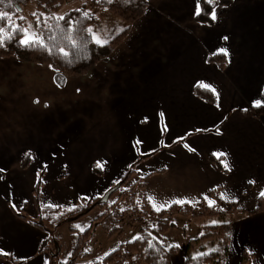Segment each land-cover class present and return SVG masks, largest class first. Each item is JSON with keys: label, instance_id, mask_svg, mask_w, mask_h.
Returning <instances> with one entry per match:
<instances>
[{"label": "crops", "instance_id": "crops-1", "mask_svg": "<svg viewBox=\"0 0 264 264\" xmlns=\"http://www.w3.org/2000/svg\"><path fill=\"white\" fill-rule=\"evenodd\" d=\"M188 1L148 0L146 15L110 58L86 76L68 78L64 87L57 86V72L50 67L41 75L27 70L47 66L0 58L12 59L20 71L19 77H7L6 89L0 80V168L11 154L7 145L26 143L37 131L42 134L38 143L51 134L47 142L63 144L52 149L62 156L64 149L76 146L64 157L72 161L71 168L52 177L42 167L33 172V156L28 169L20 163L18 175L0 172V254L7 256L0 257V264H49V254L40 252L46 234L12 210L14 203L29 219L36 217L33 190L40 173L46 181L45 205L100 197L135 164L134 180L147 177L146 192L154 197L155 210L201 200L215 205L214 190L245 211L258 207L264 191V115L255 117L249 109L256 101L264 106V8H250L238 19L228 17L230 21L209 27L193 21L200 0ZM151 15L171 19L143 21ZM247 16L252 19L243 18ZM221 49L227 51L225 70L208 61ZM198 83L216 93V105L195 96ZM35 152L41 160L49 158L42 147ZM214 153L224 154L219 158L230 170L218 168L211 160L218 158ZM98 162L103 164L100 174L94 169ZM231 216L226 264H240L245 250L253 254V264H264V211ZM205 220L174 215V227L162 238L167 249L181 246L170 264L184 263Z\"/></svg>", "mask_w": 264, "mask_h": 264}, {"label": "trees", "instance_id": "trees-1", "mask_svg": "<svg viewBox=\"0 0 264 264\" xmlns=\"http://www.w3.org/2000/svg\"><path fill=\"white\" fill-rule=\"evenodd\" d=\"M73 1L84 0H0V12L11 17L10 23L18 24L21 30L16 32L15 37L9 41L8 36L12 34V29L7 27L9 21H0V27L5 28V35L0 37L4 40V45L0 46V58H15L30 64L51 65L57 72L56 83L64 87L68 77L85 76L99 63L107 61L129 35L133 25L141 20L149 9L148 0H113L112 4H108L107 0H101L99 4L96 0H88L83 3L79 12L72 10L64 15V21L58 20L57 13ZM232 3L233 0H215V3L209 6L200 0L202 12L201 15H196L195 20L213 26L215 21L208 16L212 8L228 7ZM32 5L36 7L37 16L44 14L40 16L41 23L38 27L36 18L33 24L39 36L44 39L45 46L33 45L31 48H24L18 43L22 38V30L27 29L26 20L21 17ZM85 12H89L90 15L85 17ZM110 13L126 21L127 26L111 40L105 42V47H98L91 40L88 29L92 28L100 16ZM69 18L75 21L71 26L67 23ZM70 28L72 30H69ZM69 37L74 39L75 44ZM60 48H64L68 55H62ZM208 61L216 63L222 70L228 66V58L223 53L210 56ZM193 91L197 98L207 103L216 105L218 102L216 93L203 83H198ZM249 111L259 118L264 115V106H254ZM149 156L151 155L142 158ZM211 160L220 170L227 172L221 158L212 156ZM30 164V156L26 155L22 161V168L28 169ZM94 169L97 174H100L98 166L94 165ZM135 173L134 164L119 180V183H114L103 197L80 199L72 205L65 206L42 203L43 174L40 173L33 190L36 217L29 219L24 212H19L13 207L12 210L19 218L28 221L46 234V238L41 243L40 252L49 254V264H80L81 259L89 258L90 253L87 247L90 240L95 238L98 228H102L105 234L112 238L116 235H125L124 228L135 227L136 224L139 225L135 229V235L137 234L136 237L133 236L135 238L120 244L117 249L92 264H170L171 254L177 249L174 247L167 249L162 244V238L168 230L174 227L173 217L177 213L191 215L193 218H206L202 225L201 237L189 243L183 264H226L232 233L231 214L238 211L247 214L264 211V198L261 196L255 210L245 211L236 203L221 198L218 190L211 192L216 200L212 207L201 200L196 204H173L166 209L155 210L146 192L147 177L134 180ZM97 208L101 212L89 228L82 232H71V257L66 262H59L54 231L69 222L81 219ZM191 247H196L197 250L191 252ZM199 253L204 254L200 259L192 258ZM209 253L211 255H208ZM0 257L7 256L0 254ZM15 263L22 264L20 261H15ZM240 264H253V254L245 250L242 253Z\"/></svg>", "mask_w": 264, "mask_h": 264}, {"label": "rangeland", "instance_id": "rangeland-1", "mask_svg": "<svg viewBox=\"0 0 264 264\" xmlns=\"http://www.w3.org/2000/svg\"><path fill=\"white\" fill-rule=\"evenodd\" d=\"M87 1L88 0L73 1V2L69 3V4L65 5L57 13V16H64L66 13H68L74 9H80V8H82L83 3L87 2ZM189 2H197V0H190L187 3H189ZM190 4H192V3H190ZM199 6H200V4H199ZM89 8H90V6H89ZM250 8L251 9L257 8V10L259 8L263 9L264 8V0H233V3L231 6H228V7L218 6V7H216L215 9H216L217 20L215 21L213 26H209V25L197 22L195 20L196 15L194 16L193 21L196 22L197 24L199 23V24L206 25L209 27H215L217 25V23L218 24H224L225 20H228L230 17H233V19L234 18L238 19L239 16H244L246 14L245 11L250 10ZM199 10H200V8H199ZM35 11H36V7L34 5H32L29 7L28 10L25 11V13L22 17L26 20V23H27L26 25H27L28 31L30 33H33V34H38V32H37V30L33 24V20L36 18L35 16H33V13H35ZM243 18L250 20V19H252V16H247V17H243ZM148 19H150V22L151 21L156 22L155 20H157V22L165 21L166 23H169L171 17L169 15H161V16L151 15V16H148L147 18H145V20H143V21H146ZM228 21H230V20H228ZM126 26H127L126 21H124L119 16L110 13V14L100 16L99 19L92 25L91 29L103 41L107 42V41L111 40L116 34H118ZM135 26H136V24L133 25L129 35L132 33L133 30H135L134 29ZM128 36L126 37V39L128 38ZM142 40L150 41V40H152V37L142 36ZM150 42H152V41H150ZM151 44L153 46L157 45V44H154L153 42ZM219 53H222V52H219ZM215 54H217V53H215ZM19 61H21V60H19ZM21 62L26 63L23 61H21ZM13 63L14 62H12V59L0 60V80H1L2 89H6L7 87H9L7 85V82H8L7 77L8 76L19 77L20 71L16 70V68H14L12 66ZM36 65H38V64H36ZM42 66H46V65H42ZM48 67L49 66L42 67L38 70H34L33 68H31L29 71L27 70V72H33V73L35 72V73H39L41 75H44L46 73V71H49L50 68H52V67H50V68H48ZM25 72L26 71H23V74H25ZM80 77H82V76H80ZM68 78H70V77H68ZM68 78L66 79V83H67ZM66 83H65V85H66ZM17 86L20 87V85H17ZM35 91H40V90L38 88H35ZM55 128H57V127H55ZM55 128H53V129H55ZM49 135H51V134H49ZM49 135H46L47 139H48ZM40 136H42V134L39 131H37V132L33 133L30 138L27 139L26 143L19 142L18 144H15V145H7V146H10L12 148L11 150H9V153H11L10 156H7L4 160H2V163L5 164L3 169L5 170L7 175H18L19 173H21L19 171L20 163H22L23 158L26 155L30 156L31 162H32V156L34 158V165H33V167H31V168H33V172H34V170L37 171L39 168H41V167L43 168V166L46 165L47 166L46 167L47 174L51 176L54 173H57L59 169L63 173L65 171H67L69 168H71V162L72 161L69 159H66L64 157L70 151L72 152L73 151L72 148H74L76 146L66 144L67 146L70 145V147H69V149H64L65 155L62 156L60 154H57V152L52 151V149L53 148H54L53 150H56L58 148L62 149V148H64L63 144L58 145L57 142L56 143L52 142V141H55V139H53V140L49 139V141L47 142V139H45V138L43 139L44 143H38V137H40ZM52 137L53 136L51 135L50 138H52ZM2 147H3V145H2ZM37 147H42L49 158L44 159V160L39 159L37 153L35 152V149H37ZM3 150H5L4 147H3ZM39 151L40 150H38V152ZM41 151H43V150H41ZM51 151L54 153H52ZM5 152H6V150H5ZM16 153L20 154V156L22 157L20 160L17 158H14L13 155H15ZM31 176H33V175H31ZM31 176H29V177H31ZM131 182L128 184V186L131 184ZM105 194L106 193H104L100 197H103ZM114 200H115V198L112 200V202ZM100 212H101V210L99 208L94 209L92 212H90L86 216L82 217L81 219L69 222V223L61 226L60 228H58L57 230L54 231L53 236H54V238H56V241H57L56 242V244H57L56 250H57V253L59 252V256H58L59 262H66L71 257V253H72L71 232L72 231L82 232V231L86 230L87 228H89L92 225L94 219L100 214ZM138 225L139 224H136L135 227H131V226L125 227L124 228V231L126 232L125 235L124 234L123 235H116L112 238L108 237L102 228H98L96 230L95 238L90 240L88 247H87V250L90 253L89 258L81 259L79 261V263L80 264H92L93 262L104 258L106 255L111 253L113 250L117 249L120 246V244L135 238L137 236V234L135 235V229ZM132 228H133V230H132ZM133 236H135V237H133Z\"/></svg>", "mask_w": 264, "mask_h": 264}, {"label": "snow or ice", "instance_id": "snow-or-ice-1", "mask_svg": "<svg viewBox=\"0 0 264 264\" xmlns=\"http://www.w3.org/2000/svg\"><path fill=\"white\" fill-rule=\"evenodd\" d=\"M203 2L206 3V4H208L209 6H211V5H213L215 3V0H203ZM96 3L97 4L101 3V0H96ZM107 3L108 4H112L113 3V0H107ZM197 7L199 9V4L197 5ZM74 11L79 12L80 9H74ZM105 11H107V9H105ZM201 12H202V9L198 10L195 14L196 15H201ZM43 15L44 14L41 13L39 16H37L36 13H33V16L36 17L37 27L41 23L40 16H43ZM89 15H90L89 12H85L84 13V16L85 17H88ZM208 16H209V18L212 21H216L217 20L216 9L215 8H212V10L208 13ZM21 19H23V17H21ZM45 19H48V18L45 17ZM57 19L60 20V21H64L65 20V17L64 16H58ZM5 20L9 21L7 23V27L10 28V29H12V34H10L8 36V39L10 41L11 39H13L15 37V33L18 32V31H21V30H20L18 24H15L14 25V24L10 23L11 17H7L5 13L0 12V21H5ZM67 23H68L69 26H71L72 24L75 23V21H73L71 18H69V20H68ZM69 30H72V29L70 28ZM88 32H89V34L91 36V40L93 41V43L96 46H98V47H105L106 46L105 41H103L97 34H95L94 31L91 28L88 29ZM4 35H5V28L4 27H0V37H3ZM21 36H22V38L18 41V43H19V45L21 47L31 48L33 45H39L40 47H44L45 46L44 39L41 36H39V34L30 33L28 31V29H23L22 32H21ZM69 39L72 40L73 44H75V41H74V39L72 37H69ZM223 39L224 40H227L228 37H224ZM3 45H4V40L3 39H0V46H3ZM221 51L223 52V54L227 55V51L225 49H221ZM60 52L64 56H67L68 55V53L65 51L64 48H60ZM49 67H51V65H49ZM57 86L59 87V85H57ZM78 91H79V89H77V92ZM34 103L39 104V100L34 101ZM254 106L255 107H261L262 105H261V102L260 101H256ZM44 107L47 108L48 105L45 104ZM137 143H140V142L137 141ZM133 147H135V145ZM214 155H216L219 158V156L224 155V154L223 153H214ZM97 166L100 167L101 169H103V164H101V163L98 162V165ZM46 167H47L46 165L43 166L42 170H46ZM128 167H131V165H128ZM224 167L226 169H229L230 170L229 165L226 162L224 163ZM3 171H4V169L0 168V172H3ZM43 182L46 183V181H43ZM113 183H117L118 184L119 181L116 180V181H113ZM248 183L249 184H253L255 182L252 181V180H249ZM260 196L262 198H264V191H261L260 192ZM221 198H223V197H221ZM83 199L87 200V199H89V197L85 196V197H83ZM148 200H149V202H152L153 203V207H154V209H156L157 206L154 203V197H152L151 195H149ZM177 203H181V201H177ZM208 204H209L210 207L214 206V204H213V202L211 200H208ZM12 207H13V209H15V210L18 211V208H17V205L16 204L13 203L12 204ZM173 223H175V221H173ZM213 223L215 224V223H218V222H213ZM172 247H174L176 249H179L181 246L179 244H176V245H173ZM203 255H204L203 253H199L196 256H193L192 258L193 259H200ZM208 255H211V253H209Z\"/></svg>", "mask_w": 264, "mask_h": 264}]
</instances>
